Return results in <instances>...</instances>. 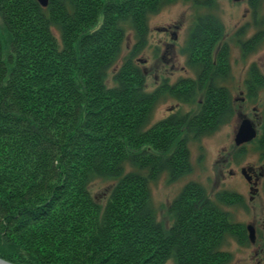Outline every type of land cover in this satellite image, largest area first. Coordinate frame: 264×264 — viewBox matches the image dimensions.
I'll return each instance as SVG.
<instances>
[{
	"label": "trees",
	"instance_id": "16d2710c",
	"mask_svg": "<svg viewBox=\"0 0 264 264\" xmlns=\"http://www.w3.org/2000/svg\"><path fill=\"white\" fill-rule=\"evenodd\" d=\"M173 1L49 0L43 7L0 0L12 49L5 59L0 35V257L15 264H227L225 234L250 244L224 208L242 203L234 191L214 200L189 183L168 208L169 228L150 206V183L164 172L172 180L188 174L190 142L215 131L229 108V94L213 83L228 73L229 51L217 48L222 29L210 15L196 18L186 48L197 78L147 91L134 58L146 49L150 15ZM129 33L137 43L111 80ZM250 71L261 87L257 68ZM165 95L190 109L147 128ZM95 183L108 185L103 204L92 194Z\"/></svg>",
	"mask_w": 264,
	"mask_h": 264
},
{
	"label": "rangeland",
	"instance_id": "374dc122",
	"mask_svg": "<svg viewBox=\"0 0 264 264\" xmlns=\"http://www.w3.org/2000/svg\"><path fill=\"white\" fill-rule=\"evenodd\" d=\"M254 3L255 1L251 6L247 1L234 3L232 0H176L164 3L159 13L150 15L146 49L134 58L135 64L147 76L145 85L147 91L153 93L159 87L158 81L160 80L157 81V78L171 79L170 83H174L181 78L195 76L192 67L187 62L189 57L186 48L191 30L197 21L196 18L210 15V17L218 19L222 29L221 41L217 48L224 46L229 51L228 72L230 73L225 80L218 76L216 84L229 88L233 98L239 100L235 108L240 109V98L243 95L239 93L238 87L240 84L244 85V81L249 78L252 65L256 64L264 75V0H257ZM252 6L257 7L256 15H254L255 8L253 9ZM171 25H177L179 29L175 30L179 37L175 49L177 53L176 68H172V63L166 64L161 61L164 42L172 43L173 41L168 38V35L157 31V28ZM3 26V17L0 15V35L4 56L7 59L12 49H10L8 33ZM257 35L261 40L252 48L246 49L245 45ZM136 43L134 35L129 33L128 39L124 43L125 49L122 58L117 67L112 69L113 72L111 71L109 74L111 80ZM143 60L146 61L143 62ZM184 66L187 69L190 68L192 73L190 70L183 72L181 68ZM111 84L112 82L107 83V85ZM259 93V102L251 104L249 102L248 105H243L242 110L249 119L253 120L258 129L259 137L255 141L237 148L234 136L238 123H236L235 116L229 120V114L224 115L223 122L219 123L215 131L200 135L196 140L190 142V170L188 174L177 180H172L168 172H164L156 181L150 183V206H152L157 221L161 222L164 227L169 228L172 225V218L168 213L170 204L179 197L181 191L189 183L201 185L214 200L217 199V194H222L225 191H234L239 194L242 197V203L224 206L233 223L246 227L248 224L264 219V185L259 195L251 194L249 183L241 173L243 166H252L253 164L264 166L262 157L264 156V147H261L259 142L263 134V125L262 121L256 118V113L261 116L264 111V87ZM260 102L263 104L261 105ZM257 105L262 106L261 112H254L253 108ZM180 108L186 111L190 109V106L181 105L176 97L165 95L153 105L147 128L153 127L154 124L174 114ZM233 119L235 120L233 121ZM91 187L93 196L103 204L107 198L108 185L95 183ZM251 196L256 197L250 200ZM261 230L263 229L261 228ZM263 242L264 240L260 243ZM220 246L223 252L225 251L231 256L227 264H264V252L256 254L257 251L259 252V244L257 246L248 244V242L242 244L236 236L225 234ZM166 264L176 263L171 258Z\"/></svg>",
	"mask_w": 264,
	"mask_h": 264
},
{
	"label": "flooded vegetation",
	"instance_id": "af4514ba",
	"mask_svg": "<svg viewBox=\"0 0 264 264\" xmlns=\"http://www.w3.org/2000/svg\"><path fill=\"white\" fill-rule=\"evenodd\" d=\"M232 1L234 3L235 2L236 3H242V2H246L247 1V3H249L250 6L253 5L252 4L253 3L252 0H240V1H234V0H232ZM252 8L253 9L255 8L254 9V15H256L257 14L256 13L257 12L256 11L257 10L256 6H254V7L252 6ZM247 10L250 11L249 8H247ZM177 29H178V26L177 25H174V26H172V25L171 26H164V27H161V28H157V31L158 32H163L164 34H166V35L169 36L168 38L171 41H173L172 43H166V42H164V45H163L164 46V51L162 52V57H161V61H163V63H166V64L172 63L173 64L172 68H176V65H177V64H175V62L177 60V57H176V54L177 53L175 52V49H176V43L179 40L178 32L175 31ZM256 37H258V35ZM161 42H162V40L160 41V43ZM144 61H146V60H143V62ZM187 62L189 63L188 59H187ZM189 65H190V63H189ZM252 67H256L257 68V71H259V73H260V75H261V77L263 79L262 82H264V75H263L262 71H260V69L256 66V64H253ZM181 70L183 72L184 71L185 72H189L188 70H190V68L187 69L184 66V67L181 68ZM190 72H191V70H190ZM229 73L230 72H228L227 74H222L221 76L217 74L215 76L214 80H213V83L216 81V78L218 76H220L222 80L227 79ZM251 76L252 75H251V71H250L249 72V78L246 81H244L245 82L244 85L240 84L239 87H238L239 88V93H241L243 95L240 98V103H241L240 104V109H236L235 108V106L237 105V102L239 100L233 98V94H231V91L229 90V88H227L226 86H222L221 84H219V86L218 85L216 86V88L217 87L222 88V89H224L225 92H227V94H229V108L226 111L225 115L227 116L229 114V116H230V119L229 120H232V118L235 116L236 123H240L241 116L246 115L242 111L243 110V105H248L249 102H250L249 104L255 103V102L258 103L259 102L258 96L260 94L259 91H261V89L264 87V83L261 85V87H258L257 86L258 83L257 82H254V80H253V82H254V84H253V82L251 81V78H252ZM196 78H197V75L195 74V76L192 77V78L191 77H184V78L179 79L178 81H175L174 83H170L171 79H165V78L159 79V78H157V81L158 80H160V81H158V86L159 87L156 90L161 91V90L165 89V86L174 87L175 84H177V83H179L181 81H185V80H190L191 81V80H195ZM251 85H254V86H251ZM250 93H252V96L249 99L248 95H250ZM260 103L262 105L264 102L263 103L260 102ZM261 105L255 106L253 108L254 112H256V111L261 112V110L263 109ZM256 118L262 121V120H264V114H262L260 116V114L256 113ZM234 120L235 119H233V121ZM234 143H235V141H234ZM243 169H247V176H248V179L249 180H247L246 178L245 179L249 183V191L251 192V194H253V190H256V193H254V194L256 196L259 195V193L261 192V188L264 185V166H260V165L258 166V165H254V164L252 166H243L241 173L243 172ZM232 174H234V173L232 172ZM255 197L251 196L250 197V200H253ZM249 226H252L254 228V231H255V234H256L255 241H253V242L251 241L250 235H249V232H248V227ZM245 228H246V233L249 236L250 244L253 245V246H257L258 244L260 245L259 246V252L257 251L256 254H258V253L261 254L262 252H264V242L263 243H260V242H262L264 240V219H261L260 221H255L252 224H248ZM261 228L263 230H261Z\"/></svg>",
	"mask_w": 264,
	"mask_h": 264
},
{
	"label": "water",
	"instance_id": "95a60500",
	"mask_svg": "<svg viewBox=\"0 0 264 264\" xmlns=\"http://www.w3.org/2000/svg\"><path fill=\"white\" fill-rule=\"evenodd\" d=\"M37 1L43 7L49 6V0H37ZM234 1H240V0H234ZM234 137H235V140H234L235 145L237 147H242L243 145L249 144L258 137V129L256 125L254 124L253 120L249 119L247 115L241 116L240 123H238V129ZM242 174L247 180H249L247 176V169H243ZM254 193H256V190H253V194ZM248 232H249L251 241L252 242L255 241L256 234L252 226L248 227ZM0 264H15V263L9 260L7 261L3 259L2 257H0Z\"/></svg>",
	"mask_w": 264,
	"mask_h": 264
}]
</instances>
